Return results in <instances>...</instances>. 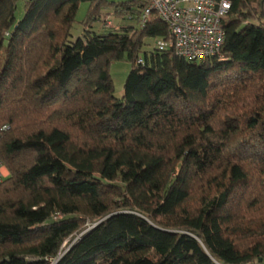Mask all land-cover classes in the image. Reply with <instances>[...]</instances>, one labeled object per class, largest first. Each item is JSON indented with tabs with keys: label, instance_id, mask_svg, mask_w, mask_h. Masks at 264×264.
<instances>
[{
	"label": "trees",
	"instance_id": "1",
	"mask_svg": "<svg viewBox=\"0 0 264 264\" xmlns=\"http://www.w3.org/2000/svg\"><path fill=\"white\" fill-rule=\"evenodd\" d=\"M18 2L0 0V264H264V0H232L202 62L156 48L147 0H28L16 20ZM108 7L136 24L89 31Z\"/></svg>",
	"mask_w": 264,
	"mask_h": 264
},
{
	"label": "built area",
	"instance_id": "2",
	"mask_svg": "<svg viewBox=\"0 0 264 264\" xmlns=\"http://www.w3.org/2000/svg\"><path fill=\"white\" fill-rule=\"evenodd\" d=\"M147 1L148 6L137 17V26L143 28L152 14L166 24L169 40H154L159 51L171 48L177 57L194 62L221 56L224 44L222 22L230 11L232 0ZM127 20L131 21L130 18ZM138 62L142 63L141 60ZM7 176V169L0 160V184Z\"/></svg>",
	"mask_w": 264,
	"mask_h": 264
},
{
	"label": "rangeland",
	"instance_id": "3",
	"mask_svg": "<svg viewBox=\"0 0 264 264\" xmlns=\"http://www.w3.org/2000/svg\"><path fill=\"white\" fill-rule=\"evenodd\" d=\"M123 0H105V2L108 5L111 4H117L122 2ZM252 4H254L253 7H257L256 4L260 0H251ZM92 8L89 3H81L78 6L77 13L74 19L73 24L71 25L70 29V36L71 40H76L77 38L81 37L84 31V23L89 17V13L91 12ZM24 12V2L19 1L17 4V9L15 12V19L19 20ZM112 9L111 7H108L106 9H99L97 14V20L93 21L90 25L89 31L97 33V34H106L109 31L113 32L121 28V26L125 25H135V21H128V20H121L119 18H115L111 16L112 14ZM146 46L143 47L141 51V56L142 52L145 51H150L153 47V41L151 39L145 40ZM131 66L130 63H128L125 59L121 61H114L110 64L109 66V75L110 79L113 84L114 88V96L115 98L120 99L123 94V84L126 79V76L128 72L130 71ZM8 172V171H7Z\"/></svg>",
	"mask_w": 264,
	"mask_h": 264
}]
</instances>
